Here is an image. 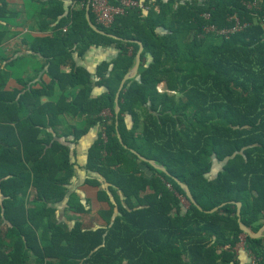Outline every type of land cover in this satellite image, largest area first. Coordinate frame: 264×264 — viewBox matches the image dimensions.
Here are the masks:
<instances>
[{"label": "trees", "instance_id": "trees-1", "mask_svg": "<svg viewBox=\"0 0 264 264\" xmlns=\"http://www.w3.org/2000/svg\"><path fill=\"white\" fill-rule=\"evenodd\" d=\"M34 1L50 32L32 50L51 80L7 90L0 68V264H264V233L246 236L245 256L235 249L240 223L264 224V0H145L149 9L110 27L90 9L99 30L88 0ZM102 45L119 53L98 66L106 91L93 97L92 73L73 54ZM96 125L85 166L96 175L85 183L109 208L99 210L106 225L91 228L80 220L90 200L69 185L72 144Z\"/></svg>", "mask_w": 264, "mask_h": 264}, {"label": "crops", "instance_id": "crops-1", "mask_svg": "<svg viewBox=\"0 0 264 264\" xmlns=\"http://www.w3.org/2000/svg\"><path fill=\"white\" fill-rule=\"evenodd\" d=\"M4 1L6 2L5 11L8 13L7 15L0 16V31L4 34L0 43V68L10 74L6 89L21 88L22 84L20 80L32 83L36 87L40 86V81L49 83L51 80L50 76L46 73L45 69H39L40 65L44 62L41 53H33L32 50V44L36 38L50 32L48 31L49 29L42 31L35 20L34 16L40 5L34 0ZM73 4L70 0H65L66 9L69 7L68 5L73 7ZM1 5L2 2L0 0ZM118 53L119 49L115 45H102L90 47L81 56L77 52L73 54L77 65L84 67L92 73L93 88L91 96H100L106 91V87L97 84V80L99 79L97 76L98 66L104 60H112ZM61 70L65 72L69 71L70 65H63ZM44 100L46 99L44 98ZM108 112V110H105L104 115L108 114ZM100 130V126L96 125L87 134L82 136L78 143L72 144V159L75 164L76 175L69 185V192H76L83 202L87 199L90 200L91 212L80 214V220L84 227L91 228L106 225V221L100 216L99 210L109 208V204L106 201H99L97 199L98 188L85 183V179L88 176L96 175L85 166L88 149L98 137ZM65 207V202L58 205V215L61 220L72 226L75 221V218L70 219L73 212L66 211ZM93 208H96V212H93ZM237 255H240V258L245 256L244 250L240 248Z\"/></svg>", "mask_w": 264, "mask_h": 264}, {"label": "built area", "instance_id": "built-area-1", "mask_svg": "<svg viewBox=\"0 0 264 264\" xmlns=\"http://www.w3.org/2000/svg\"><path fill=\"white\" fill-rule=\"evenodd\" d=\"M150 7V4L145 0H90V9L94 13L96 22L105 27H110L119 15L129 14L135 8L149 9ZM205 15L209 16L208 13ZM242 27L238 23L234 28L224 29L220 32L228 34ZM210 29H214V26H211ZM242 235L240 242L235 248L237 253L240 248H246L245 240L248 235L247 233H244V237ZM247 251L248 254L251 253L249 250ZM251 260L253 262L255 257L251 256Z\"/></svg>", "mask_w": 264, "mask_h": 264}, {"label": "water", "instance_id": "water-1", "mask_svg": "<svg viewBox=\"0 0 264 264\" xmlns=\"http://www.w3.org/2000/svg\"><path fill=\"white\" fill-rule=\"evenodd\" d=\"M87 19L89 21V24L91 25V27H93L96 30H99L98 27L95 25V23L91 20L90 17V0H88L87 2ZM140 43V48L139 51L137 52L136 55V61L134 64V67L124 76V78L122 79V82L119 86V89L116 93V97H115V102H116V109H115V113H116V117H118L119 111H120V105H119V95L121 90L123 89L124 83L127 79L134 77L138 71H139V67H140V63H141V52L143 50V44L141 42ZM120 136V135H119ZM142 159L146 160L145 157L141 156ZM149 162H151L152 164L156 165L154 161L147 159ZM162 169L165 170V168L162 167ZM182 186L186 189L189 197L191 198V200L195 203V199L193 198V196L191 195L189 188L186 184H182ZM218 207H215L213 210H216ZM212 210V211H213ZM237 214L239 217V221L241 220V202H237ZM240 226L243 230V232L247 233V235H249L250 237H261L264 233V224L262 226H260V228L257 231H254L253 228H251L250 226H246L243 223H240Z\"/></svg>", "mask_w": 264, "mask_h": 264}, {"label": "rangeland", "instance_id": "rangeland-1", "mask_svg": "<svg viewBox=\"0 0 264 264\" xmlns=\"http://www.w3.org/2000/svg\"><path fill=\"white\" fill-rule=\"evenodd\" d=\"M164 86H165V84L164 83H162V84H160V86L158 87V89L160 90V91H163L164 90ZM175 96H177V94L175 93ZM108 114H110L109 112H108ZM143 168H145V166H143ZM150 173V171L147 169V174H149ZM183 205H188V202L185 200V199H183ZM93 212H96V208H93ZM96 216V215H95ZM93 219V218H92ZM242 237H244V233H243V235H242ZM241 244V243H240Z\"/></svg>", "mask_w": 264, "mask_h": 264}]
</instances>
